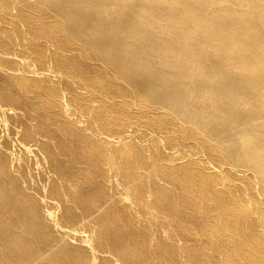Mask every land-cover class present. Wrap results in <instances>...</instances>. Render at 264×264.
<instances>
[{"label": "bare ground", "instance_id": "obj_1", "mask_svg": "<svg viewBox=\"0 0 264 264\" xmlns=\"http://www.w3.org/2000/svg\"><path fill=\"white\" fill-rule=\"evenodd\" d=\"M0 264H264V0H0Z\"/></svg>", "mask_w": 264, "mask_h": 264}]
</instances>
